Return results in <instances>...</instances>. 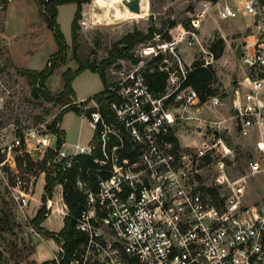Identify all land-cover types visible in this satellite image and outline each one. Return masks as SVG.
Returning <instances> with one entry per match:
<instances>
[{"label":"built area","instance_id":"1","mask_svg":"<svg viewBox=\"0 0 264 264\" xmlns=\"http://www.w3.org/2000/svg\"><path fill=\"white\" fill-rule=\"evenodd\" d=\"M198 3L188 27L171 39L155 34V42L142 43L127 66H114L119 76L106 88L113 120H105L98 102L91 99V111L84 117L94 134L87 145L64 149L63 141L57 147L61 135L44 125L18 131L9 143H4V131L0 133V178L22 211L29 204L33 182L19 171L17 154L39 151L41 159L53 150L52 163L61 170L71 167L80 154L92 156L95 163L94 180L78 175L74 180L84 195L75 218L83 238L68 256L59 239L55 264H264V197L248 202L243 188L246 178L264 174V0ZM211 15L250 16L254 25L239 56L246 83L241 94L236 90V107L228 119L208 120L190 113L189 107L200 101L196 90L184 85L187 70L178 49L185 42L204 50L197 30ZM205 52L201 61L211 64L213 53ZM158 55L161 61L151 63ZM154 64L168 74L163 92H154L146 80L145 70ZM206 102L218 105L219 97L210 95ZM191 119L196 120V133L208 127L200 146L182 144L175 130L178 122ZM230 119L239 137L252 141L245 172L237 177L228 172L235 156L224 137ZM50 199L45 202L49 210Z\"/></svg>","mask_w":264,"mask_h":264},{"label":"rangeland","instance_id":"2","mask_svg":"<svg viewBox=\"0 0 264 264\" xmlns=\"http://www.w3.org/2000/svg\"><path fill=\"white\" fill-rule=\"evenodd\" d=\"M6 2L7 0H0V133L4 131L6 135L4 143H9L18 131L25 133L32 129L38 130L42 125L50 130L49 125L54 116L67 105L76 104L79 109H85V106L76 98L65 104L63 99L46 100L40 95L33 94L38 84L31 82L30 78L21 75L16 69L41 71L48 57L57 50V45L45 19L38 13L36 0H13L8 2L6 8H2ZM106 4V0H92L82 5V17L79 20L80 26L74 49L70 36L71 5L68 3L61 8L56 20L68 44L67 61L66 64L58 66L44 82V86L50 93L56 95L61 92L62 72L68 67L72 69L77 67L74 56L80 61L98 64L108 59L109 51L115 47L125 48L126 45L120 41L127 33L136 30L146 35L149 27L161 29L160 33H164L171 21L176 22L175 27H181L185 23L188 24L194 9L199 6L198 0H147V11L145 10L142 16L134 17L127 4L121 3L116 9H109ZM251 28H254V25L250 16L219 19L211 15L201 22L197 30L205 51H211V47L220 38L223 39V51L226 48L225 56L219 61L214 58L211 65L219 71L220 77L225 76L232 87L238 86L239 70L245 69L237 56V50L240 43L245 44L246 35ZM157 33L155 32L153 36ZM153 36L132 44L124 55L117 56L107 64L104 68L106 83L119 76V69L117 70L118 67L114 66L117 63H125L127 66L128 59L134 58V52L142 43L155 42ZM178 49L184 67L191 66L195 60H202L207 55L201 47L189 46L185 42L180 43ZM185 61H189V64ZM85 75L82 74L78 78L76 82L78 87L83 88L89 82L90 91L96 92L101 88L102 82L98 73L90 74L89 80ZM218 82H220L219 78ZM212 87H218L216 94L221 102L225 101V97L231 91L227 94L219 85L214 84ZM91 103V100L88 101L86 107H92ZM194 107H189V111H194ZM235 107L236 104H233L225 109L223 105L211 111L204 106L198 115L208 120L228 118L227 114H232ZM229 122L228 120L225 124L228 125ZM195 123L196 120L191 119L183 123L178 122L175 126L177 132L181 131L188 137L190 147L200 146L206 139L204 131L208 127H203L200 133H196L193 131ZM61 127L65 132L66 141L77 142L78 139L81 145H87L94 134L87 120L72 110L62 111ZM224 137L235 151L234 161L229 165L228 172L232 177L240 176L245 172L244 160L252 153V141L239 137L232 126L225 130ZM181 138L183 142L187 140L185 137ZM38 154L39 151L35 152L32 158L38 159ZM17 166L23 175L32 180L33 191L29 204L22 211L18 203L10 197L6 184L0 178V215L3 207L8 208V212L11 213L10 220L14 223L10 227L0 223V264H8L16 260H20L19 264H27L25 260L15 255L12 258L10 249H20L22 257H26L25 247L30 245L35 249L33 254L26 257L27 259H33L36 263L53 259L57 243L54 239L44 236L39 229L43 228L56 234L62 228L65 212L63 205L65 202L63 198L61 200L62 186H57L58 184L53 186L52 207L48 216L37 226L33 219L37 209L43 206L41 197L45 179L39 170L28 169L23 161L20 165L17 162ZM210 176L212 177L213 173ZM243 188L248 202L260 200L264 197V174L246 178L243 181ZM48 210L46 208V211Z\"/></svg>","mask_w":264,"mask_h":264},{"label":"trees","instance_id":"3","mask_svg":"<svg viewBox=\"0 0 264 264\" xmlns=\"http://www.w3.org/2000/svg\"><path fill=\"white\" fill-rule=\"evenodd\" d=\"M4 1V0H3ZM39 6V11L41 16L45 19L47 27L51 30L54 40L57 45V50L52 53L47 60L45 67L41 71L26 69V68H17V72L21 75H26L31 79V82L36 85L33 90V94L35 96H42L46 100H58L63 99L65 104L70 102L72 99L74 100L75 93L71 87V82L76 75H78L82 70L89 69L93 72H97L102 80L103 89L94 94L92 97L87 98L83 101V105L86 106L87 102L91 99H94L99 104V109L105 120L110 121L113 120V113L109 110L107 103L111 99V95L107 92V83L105 79L104 68L107 64H109L113 59L117 56H122L126 53L128 48L136 43L143 41L144 39L150 38L153 36L155 32L160 33L161 29H154L153 27H149L147 34L144 35L141 31H133L131 33H127L120 43L125 44L124 49H119L115 47L113 50L109 51L108 59L101 61L100 63H89L87 61H80L79 58L74 56V59L77 61V67L72 69L68 67L62 72L63 77V87L59 94H52L50 91L44 86V82H46L49 75H51L54 70L60 66L66 64L67 61V50L68 44L62 34L59 24L57 23V15H58V6L65 3H75L76 9L71 21V40L73 49L76 46V40L79 29V20L82 17V5L88 3L92 0H36ZM3 7H6V3ZM2 7V8H3ZM189 23V21H188ZM176 22L171 21L169 23L168 29L162 34L164 39H171L173 36L177 35V33L181 30V28L188 27V24L185 23L181 25V27H175ZM174 28V29H173ZM211 52L213 53V57L218 59L222 55V51L224 48L223 39H219L216 44L211 47ZM162 57L160 55L155 56L152 62L161 61ZM160 64H154L152 69L150 70L148 67L145 70V76L149 87L154 92H163L166 86L167 79V71L165 69H161ZM186 80L184 85H190L193 87L197 94L200 102H204L210 95L216 94L218 87H212L214 84L217 86L220 84L218 82L217 75L215 73L214 68L211 64L203 65L201 60H195L191 66L186 67ZM41 83V84H39ZM72 110L78 115L89 116L91 109H79L77 105H67L63 110ZM62 110V111H63ZM62 111H60L57 115L54 116L52 122L49 127L59 135L61 138L57 140V147H60L64 141V131L56 127L58 123L61 121ZM55 155L53 150H47L41 159H33L32 156L26 152L22 155H17L16 159L19 165L23 161L28 169L39 170V173L44 174L45 184L43 188V194L41 197L42 207H40L36 215L34 216V223L39 226L41 222L48 216L50 210L46 211L45 202L47 198H51L52 188L56 184L62 185V198L67 206L66 214L63 218V226L58 231V233H54L53 231L41 230L42 234L48 238H52L55 242H58L59 239L64 240V248L66 256H68L71 250L76 246L78 242V238H83V234L80 233L75 228V218L79 214L80 209L84 205V195L81 191H79L75 186V177L78 175L83 180H94L95 176L93 173V169L95 167V163L92 161V156L80 154L75 157L76 161L72 164L71 167L66 168L65 170L58 169L59 164L52 163V159ZM48 162L50 164L48 165ZM90 168L87 172L86 168ZM55 173V175H54ZM11 213L8 212V208H2L0 215V223L10 227L13 225L10 220ZM38 232V231H37ZM39 233V232H38ZM25 251H27V256H30L34 253V246L30 245L25 247ZM12 254V258L17 256V258H21V260H25L27 264H55L53 259H49L43 261L41 263H36L33 259L29 260L26 257H22V253L20 249H10ZM18 252V253H17ZM20 261V260H19ZM18 260L13 261L8 264H19Z\"/></svg>","mask_w":264,"mask_h":264},{"label":"crops","instance_id":"4","mask_svg":"<svg viewBox=\"0 0 264 264\" xmlns=\"http://www.w3.org/2000/svg\"><path fill=\"white\" fill-rule=\"evenodd\" d=\"M10 1H13V0H8L7 2H6V7H7V5L9 4L8 2H10ZM36 3H37V1H36ZM66 4H68V3H65V4H61V5H59L58 6V14L60 13V10H61V8L62 7H64ZM69 5H71V21H72V18H73V15H74V12H75V9H76V5H75V3H69ZM6 7H3V8H6ZM38 7V13H40V11H39V6H37ZM242 17H246V16H242ZM241 18V17H240ZM70 36H71V22H70ZM241 44V43H240ZM226 49V48H225ZM225 49H224V51L222 52V55L217 59L218 61L219 60H221L222 58H224V56H225ZM54 53V52H53ZM237 56H238V53H237ZM50 57V56H49ZM48 57V58H49ZM238 58H239V56H238ZM187 64H189V61H185ZM242 63V62H241ZM243 65V64H242ZM244 66V65H243ZM89 69H84V70H82L78 75H76L75 77H74V79L72 80V82H71V87H72V89H73V91H74V93H75V97H76V99L77 100H79V101H82V100H85V99H87V98H89V97H92L94 94H96V93H98V92H100L102 89H103V83H101V88L99 89V90H97L96 92L95 91H90V84H89V82H88V84L85 86V87H83V88H80V87H78L77 85H76V82H77V80H78V78L80 77V76H82V74H86L85 76H86V78L89 80V78H90V74H97V72H91V71H88ZM215 70V73H216V75H217V78H219V87L220 88H223V90L225 91V92H227V94L229 93V91H230V93L228 94V96H226L225 97V101H223V102H221V100H220V98H219V104L218 105H211L209 102H206V100L204 101V102H199V103H197V104H195V105H192V106H195L194 108H193V110L194 111H192L191 110V114L193 115V116H196V117H200V118H202V116H199L198 114H199V112H200V110H201V108L202 107H207V108H209V109H211V111H214V109H216L218 106H223L224 105V108L225 109H227L228 107H230V106H232L233 104H235V101H236V90H239V92H240V94H241V92L244 90V85H245V83H246V81L244 80V77H245V75H246V68L244 69V70H239L240 71V73H239V76H238V79H237V81H238V86H234V87H232V85H230L229 84V82H227V80H226V78H225V76L224 77H220L221 75H220V73H219V71L218 70H216V69H214ZM86 72H89V73H86ZM223 76V75H222ZM98 77L100 78V76H99V74H98ZM100 80H101V78H100ZM101 82H102V80H101ZM196 105H197V107H196ZM191 106V107H192ZM221 113V112H220ZM232 113H233V110H232ZM224 115V114H223ZM229 114H227V117L228 118H230L231 116H232V114H230L229 116H228ZM80 117H82L84 120H87L85 117H84V115H80ZM223 117H226V116H223ZM228 118H223V119H228ZM230 122H229V124H228V128L229 127H233V129H234V131H235V128H234V122L232 121V119H230L229 120ZM88 122V121H87ZM59 129H62V127H61V121H60V123H59ZM63 130V129H62ZM64 131V130H63ZM202 131V130H201ZM236 132V131H235ZM237 133V132H236ZM181 137H185L186 139L188 138V137H186L181 131L179 132V138H180V141H181V143L182 144H184V145H186V144H189V142H188V139L185 141V142H183L182 141V138ZM75 145H81V144H79L78 143V139H77V142H68V141H66V136H65V132H64V144H63V146H64V149L65 148H71V147H74ZM44 176V175H43ZM44 184H45V181H44ZM38 210V209H37ZM66 213H64V215H65ZM35 249V248H34ZM41 263V262H40Z\"/></svg>","mask_w":264,"mask_h":264},{"label":"bare ground","instance_id":"5","mask_svg":"<svg viewBox=\"0 0 264 264\" xmlns=\"http://www.w3.org/2000/svg\"><path fill=\"white\" fill-rule=\"evenodd\" d=\"M106 1H107L106 6H108L109 9L110 8L116 9L118 7V5H120L121 3H124V5H126V4L131 3L132 1H135V0H106ZM147 8H148L147 0H139V12H134V11H130V12L133 14L134 17L135 16H142L144 14L143 12L145 10L147 11ZM130 12H128V13H130ZM48 204H49V207L51 208L52 207L51 199L49 200Z\"/></svg>","mask_w":264,"mask_h":264},{"label":"water","instance_id":"6","mask_svg":"<svg viewBox=\"0 0 264 264\" xmlns=\"http://www.w3.org/2000/svg\"><path fill=\"white\" fill-rule=\"evenodd\" d=\"M127 5L130 11L139 12V0L132 1L131 3H128ZM240 49H241V44H239V47L237 50L238 56H240Z\"/></svg>","mask_w":264,"mask_h":264}]
</instances>
